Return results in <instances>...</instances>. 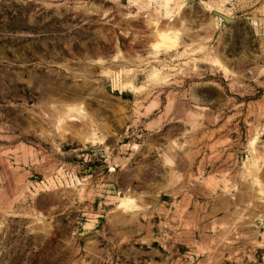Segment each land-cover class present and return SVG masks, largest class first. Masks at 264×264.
I'll list each match as a JSON object with an SVG mask.
<instances>
[{
    "label": "rangeland",
    "instance_id": "rangeland-1",
    "mask_svg": "<svg viewBox=\"0 0 264 264\" xmlns=\"http://www.w3.org/2000/svg\"><path fill=\"white\" fill-rule=\"evenodd\" d=\"M0 264H264V0H0Z\"/></svg>",
    "mask_w": 264,
    "mask_h": 264
}]
</instances>
